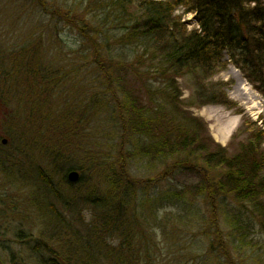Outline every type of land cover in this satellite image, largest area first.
<instances>
[{
	"label": "rangeland",
	"instance_id": "1",
	"mask_svg": "<svg viewBox=\"0 0 264 264\" xmlns=\"http://www.w3.org/2000/svg\"><path fill=\"white\" fill-rule=\"evenodd\" d=\"M38 1L39 6H49L54 0ZM38 4L32 0H0V50L3 55L8 57L9 51L22 53L21 48L37 47L40 60L65 73L64 84L46 86L38 95V104H28L24 83H20L19 90L11 88L14 84L9 77L10 84L2 82L0 86V156L9 152L17 157L8 162L0 159V264H11L13 254L21 264H39L38 255L45 245L58 251L61 245L75 242L79 235L107 240L110 233L102 232L104 228L99 222L103 221V210L113 206L117 213H131L141 224V246L135 242L126 250L129 245L119 238L106 244L125 256L136 253L135 257L140 260L128 264H219L217 259L223 251L234 264H252L250 257L254 255L258 257L254 264H264V234L258 233L256 228L254 243L237 249L229 228L232 224L229 218L234 211L240 206L253 211V205L237 203L233 195L227 194L228 188L226 194L220 190L218 199L214 197V206L209 205L205 196L200 197L203 176L211 191L212 184L222 180L223 172L203 164L198 142L189 147L194 151L193 156L188 157V152L180 149L171 153L170 141H162L166 124L157 123L153 130L149 129L153 132L150 135L146 131L139 134L136 125L135 131L131 127L125 131L116 109L118 103L125 101L124 90L129 89L139 96L143 108L149 100L164 103L167 119L171 117L170 104L173 102L175 109L176 106L180 108L175 111L177 116L182 119L187 113L201 128L203 137L199 141L213 151L221 147L232 155L246 138V134L239 131L243 120L264 121V96L232 64L201 83L216 94L218 89H223L238 104L237 108L211 101L201 103L195 95L200 80L191 75L180 76L175 81L170 77L167 82H162L151 75L154 74L151 73L153 66L148 62L140 68L141 72H147L146 75H130L122 83L115 72L118 61L112 63L105 59V67L111 68L113 64V76L110 81L106 77L97 80L93 75L95 65L87 59L90 44L95 43L88 37L86 41L78 42L80 30L65 22L74 15L64 11L54 17ZM182 18L188 30L199 27L193 14H184ZM131 62L133 56L128 60ZM70 66H77L84 76L71 79L66 75ZM71 87H74L73 91ZM10 88L15 91L9 95ZM86 93L88 95L82 98ZM92 94L104 98V108L86 116L88 112L84 114L83 101L88 97L91 101ZM68 105L72 106L67 108ZM174 120L175 128L181 125L175 116ZM10 126H15L16 135ZM17 137L19 142L25 141L20 152L14 149ZM147 145L153 149L149 147V154H143L141 150ZM158 147L162 148V153ZM60 155H64V159L59 158ZM62 166L78 171L80 179L70 182L68 173L60 170ZM38 169L47 171L48 180L55 184L54 192L41 182ZM64 173H67L68 183ZM179 195L181 204L177 199ZM111 198L113 203L108 201ZM258 206H264V201ZM184 210L193 215L189 222L181 217ZM93 222L99 227L92 225ZM211 223L217 232L218 229L221 231L224 242L222 249L215 243L214 254L207 251L211 246L210 234L214 232L210 229ZM261 250L263 255H258ZM43 254L49 256L47 251Z\"/></svg>",
	"mask_w": 264,
	"mask_h": 264
},
{
	"label": "trees",
	"instance_id": "2",
	"mask_svg": "<svg viewBox=\"0 0 264 264\" xmlns=\"http://www.w3.org/2000/svg\"><path fill=\"white\" fill-rule=\"evenodd\" d=\"M32 1L39 3L38 0ZM61 1L54 0L51 2L52 4H48L49 6L42 4V7L39 6V3L38 6L44 11H50L54 17L62 15L64 11L67 12V15H74L71 20L66 18L65 22L73 29L80 30L78 42L86 41L85 39L88 37L92 43H95L90 44V50L87 52L90 57L87 59L95 65L93 75L97 80L106 77L110 81V77L113 76V64L110 63L111 68L110 66L105 67V59L112 63L115 60L118 61L119 66L116 69L118 68L119 71L115 70V72L121 77L122 83L130 75L138 76L141 73L146 75L147 72H141L140 68L147 62L153 66L151 73L154 74L151 75L160 78L162 82H167L170 77L175 81L180 76L192 75L200 80V83L209 75L216 74L228 64H232L264 96V0H63L62 3ZM181 14H193L199 27L188 30ZM21 50L22 53L9 51L8 57H5L0 50V86L2 82L5 85L7 82L10 84L12 80L14 85L10 87L19 90L20 83H24L27 85L28 104L30 102L38 104V95L45 90L46 86L64 84L62 79L65 73L40 60L37 47L31 49L30 46L25 49L21 48ZM17 55L19 58L16 57ZM132 56L133 62L128 63ZM70 67L71 69L66 75L71 79L84 76L77 66ZM9 77L12 79L8 80ZM198 87L195 95L201 103L211 101L228 105L231 108L238 107V104L231 100L223 89H218V94H216L202 86V83ZM11 88L10 91L6 90L9 95L15 91ZM73 89L74 87H71V91ZM129 90H124L125 101L118 103L116 108L123 121L125 131L129 127L135 131L136 125L139 134L146 131L147 135H150L153 132H149V129L153 130L157 123H164L166 130L162 141L164 143L170 141L171 153L180 149V151H187L188 157L194 154V151H191L189 147L198 142L197 149L199 147L202 149L203 164L210 169H222L223 172L222 180L212 184L211 191L207 185L206 177L203 176V185L200 186L203 194H200V197L205 196L209 205L214 206V197L217 198L220 190L222 193L224 190V194H226V188H228L227 194L233 195L237 203L252 204L253 211L240 206L229 218L232 223L229 228L234 234V244L237 249L242 245L251 246L255 240L256 228H258V233L264 234V206H258V203L264 201V121L259 123L244 119L239 131H243L246 138L240 142L237 153L230 155L225 148L218 147L213 151L203 141H199L203 137L201 128L194 124V119L187 113H184L182 119L177 116L175 111L179 107L176 106L175 109L173 102L170 104L172 106L171 117L169 116L167 119L164 103H151L153 101L149 100L143 108L139 96ZM65 92L68 93V91ZM86 95L88 94L86 93L82 98H85ZM88 98L83 101L85 104L83 106L84 114L88 112L86 116L95 110L101 111L104 108V98L94 96V94L91 96V101H88ZM208 98L210 100H207ZM71 99L72 97L69 96L70 102H72ZM1 101L3 102L2 99ZM238 112L242 114L241 110ZM115 115L118 116L117 113ZM174 116L181 124L176 128L173 126ZM21 126L24 133H27L26 127L22 124ZM14 129L15 126L13 132ZM10 133L8 130V134ZM14 135H16L15 132ZM15 141L14 149L20 152V146L24 140L19 142L17 137ZM149 147L153 149L150 145L142 148L143 154H149ZM155 148L157 149L156 146ZM158 148V151L162 153V148ZM165 148L168 149L166 145ZM59 158L64 159V155H60ZM0 159L8 162L15 161L17 157L8 152L5 156L1 154ZM67 162L68 160H66L68 166ZM178 165L184 164L178 162ZM65 168L62 166L60 170L67 173L72 170V168ZM67 173H64V177L68 183L67 176H65ZM37 175L41 182L54 192L52 188H55V184L48 180L47 171L38 169ZM55 193L57 192L55 191ZM177 199L181 204V195L177 196ZM108 201L113 203L112 198L111 201ZM115 207L104 209L103 221L99 222L100 227L104 228L102 232L110 233L111 237L104 240L92 235L86 238L79 235L75 242L65 246L61 245L58 251L45 245L44 251L38 255L39 264H128L138 262L140 258L135 257L136 253L132 252L130 256H125L107 246L111 240L118 238L124 244L129 245L126 250H129L135 242L140 246L143 243L139 220L129 212L120 213L119 211L117 213ZM191 216L193 215L186 214L184 210L181 217L187 219L185 222H189ZM198 221L200 220L198 219ZM202 223L199 222V224ZM92 225L99 227L95 222ZM210 229H214V232L210 234L211 246L207 251L214 254L217 249L215 243L219 244L222 249L224 242L220 236L221 231L218 229L217 232L215 225L211 223ZM97 231L101 234L100 230ZM142 248L146 252L144 246ZM39 250L40 248L36 250L37 254ZM45 251L49 253V256L43 254ZM257 254L263 255L262 250ZM218 257H220L217 259L219 264H234L227 259L224 251ZM128 258L130 260H127ZM257 259L258 257L255 255L250 257L252 264H254V260L258 261ZM10 262L11 264H21L14 254L10 256Z\"/></svg>",
	"mask_w": 264,
	"mask_h": 264
},
{
	"label": "water",
	"instance_id": "3",
	"mask_svg": "<svg viewBox=\"0 0 264 264\" xmlns=\"http://www.w3.org/2000/svg\"><path fill=\"white\" fill-rule=\"evenodd\" d=\"M3 143H6V140L3 141ZM80 179V173L78 171H71L68 174V180L70 182H77Z\"/></svg>",
	"mask_w": 264,
	"mask_h": 264
}]
</instances>
